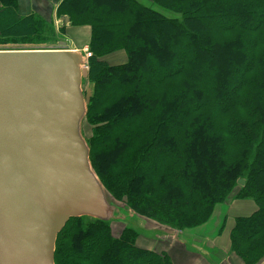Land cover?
<instances>
[{
  "label": "trees",
  "instance_id": "obj_1",
  "mask_svg": "<svg viewBox=\"0 0 264 264\" xmlns=\"http://www.w3.org/2000/svg\"><path fill=\"white\" fill-rule=\"evenodd\" d=\"M62 0L57 15L89 25L92 88L85 121L93 170L107 195L174 230L211 219L237 194L258 208L238 216L231 251L264 262V0ZM63 25L62 29H65ZM51 22L0 0V43L44 44ZM124 50L126 61L106 55ZM139 233L90 216L57 236L55 264H175L138 246Z\"/></svg>",
  "mask_w": 264,
  "mask_h": 264
},
{
  "label": "water",
  "instance_id": "obj_2",
  "mask_svg": "<svg viewBox=\"0 0 264 264\" xmlns=\"http://www.w3.org/2000/svg\"><path fill=\"white\" fill-rule=\"evenodd\" d=\"M84 61L78 49H0V264H55L72 217L117 210L81 133Z\"/></svg>",
  "mask_w": 264,
  "mask_h": 264
},
{
  "label": "rangeland",
  "instance_id": "obj_3",
  "mask_svg": "<svg viewBox=\"0 0 264 264\" xmlns=\"http://www.w3.org/2000/svg\"><path fill=\"white\" fill-rule=\"evenodd\" d=\"M140 1L149 7H152L158 11H161L165 15H168V16L174 15L173 12L165 8H162L158 4L154 3L152 0H140ZM67 23L63 22V20L59 22H51L52 29H53V36L47 38L44 44H40V45L38 44V46H31L28 44L13 43V42L4 43V44L0 43V49L68 48L71 45H73L71 41L72 38L70 37V34L66 32L65 29H62L63 25L66 26ZM69 24H70V20H69ZM91 55L89 56L86 55V61H87L88 68H89L88 59ZM104 58L106 59V61H108L111 64H118L126 60V55L124 52L118 51L117 53L109 54ZM82 87L85 90L88 87L87 83L83 81ZM81 133L85 139H87L91 134V126L85 121V119H83L82 121ZM240 186L241 184L238 183L233 188V190L230 192L227 199L224 201L226 202L227 207L229 206L228 213L223 215V218H222L224 220L225 225L222 228L221 237H222V240L224 238V241L226 239V234L229 231V228H230L229 226L234 224L235 217L241 216V215H250L258 207L256 201L252 197L240 198L237 196ZM107 196L109 198L111 205L117 208V210L115 211V214L112 215L108 219L111 222L112 232L117 235L116 232L119 231L120 233L121 229H123L124 227L126 226L132 227L136 229L139 233V236L137 238L138 246L143 247V248H148V249L149 248L154 249L155 251L161 252L159 251V247L165 246L167 241L159 242V227L158 226L160 223L153 219L136 214L134 211L129 210L128 208L124 207L125 205L123 202L116 201L109 195ZM152 222H156L154 223L155 225H153ZM197 228L198 229L196 230L185 231V232H188L189 234L187 235L185 233V237L187 238L185 242L188 244L189 248L192 251L194 252L198 251V252L203 253L204 254L203 256L205 257V259L208 260L210 263L212 262L213 264H220V260L227 258L228 254L220 253L218 250L221 251V249L210 246L212 241L214 242V240L211 237H209L213 233L212 230L206 231L207 233H205V229H199L198 226ZM205 235H209V236H205ZM227 238H228V234H227ZM198 246H200V248ZM203 251H208V253H205Z\"/></svg>",
  "mask_w": 264,
  "mask_h": 264
},
{
  "label": "crops",
  "instance_id": "obj_4",
  "mask_svg": "<svg viewBox=\"0 0 264 264\" xmlns=\"http://www.w3.org/2000/svg\"><path fill=\"white\" fill-rule=\"evenodd\" d=\"M61 1L62 0H17V6L21 14L36 13L48 22H59L60 21L59 19L61 17L57 15V7ZM68 24L69 22L67 23L65 30L66 32L70 34V37L72 38L71 41L73 43V45H71L68 48H72V49L75 48L79 50H85L86 48H88L90 37H91V27L89 25L76 26V25H70V24L68 25ZM119 51H122L125 53L124 50H119ZM117 52L118 51L113 52V53L115 54ZM126 59H127V56H126ZM228 207L226 205V202L217 204L215 206L211 219H209V221H207L206 223L198 227L199 229H205V233H207L206 231L212 230L213 233L211 234V236L205 235V236L211 237L214 240V242L212 241L210 246L221 249V251L218 250L220 253L228 254L227 258L220 260V264H243L242 261L239 258H237L235 255H233L231 251L230 232L235 224V219H234V224L229 226L230 228H229V231L227 232L228 238H227V234H226L225 241H224V238L222 240V237H221L222 228L225 225L224 220L222 218H223V215L228 213ZM241 216H249V215H241ZM152 223L153 225H155L154 223L156 222H152ZM158 227H159V242L167 241L165 246L159 247V251H166L167 253H169V255L171 256L175 264H213L212 262L210 263L208 260L205 259V257L203 256L204 255L203 253L198 252V251H195V252L192 251L189 248L188 244L185 242V240L187 239L185 237V233L189 235L188 232H185V231L196 230L198 229L197 227H195V229L192 228V229H186L183 231L174 230L162 224H159ZM116 233L118 235L119 231H117ZM198 247L200 248V246ZM203 252L208 253V251H203ZM262 264H264V262Z\"/></svg>",
  "mask_w": 264,
  "mask_h": 264
},
{
  "label": "built area",
  "instance_id": "obj_5",
  "mask_svg": "<svg viewBox=\"0 0 264 264\" xmlns=\"http://www.w3.org/2000/svg\"><path fill=\"white\" fill-rule=\"evenodd\" d=\"M86 55H87V56L91 55V52L88 51V49H86ZM84 66H85V67H88V66H87V62H85Z\"/></svg>",
  "mask_w": 264,
  "mask_h": 264
}]
</instances>
